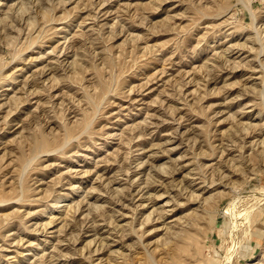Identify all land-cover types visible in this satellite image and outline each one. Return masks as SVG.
Returning <instances> with one entry per match:
<instances>
[{
    "label": "rangeland",
    "instance_id": "rangeland-1",
    "mask_svg": "<svg viewBox=\"0 0 264 264\" xmlns=\"http://www.w3.org/2000/svg\"><path fill=\"white\" fill-rule=\"evenodd\" d=\"M0 264H264V0H0Z\"/></svg>",
    "mask_w": 264,
    "mask_h": 264
},
{
    "label": "bare ground",
    "instance_id": "bare-ground-1",
    "mask_svg": "<svg viewBox=\"0 0 264 264\" xmlns=\"http://www.w3.org/2000/svg\"><path fill=\"white\" fill-rule=\"evenodd\" d=\"M24 5V4H23ZM26 7V6H25ZM44 16V15H43ZM43 19H44V17H43ZM35 22V21H34ZM33 25H34V23H33ZM39 28V27H38ZM29 29V28H28ZM37 31V30H36ZM41 32V31H40ZM29 37V36H28ZM31 37V36H30ZM29 37V38H30ZM38 38H40V37H38ZM262 38V37H261ZM38 40V39H37ZM34 44H36V43H34ZM30 46V45H29ZM68 48H70V47H68ZM260 49V48H259ZM262 51V50H261ZM4 79V78H3ZM6 79V78H5ZM16 80V79H15ZM3 81V80H2ZM4 82H6V81H4ZM35 94V93H34ZM33 95V94H32ZM16 96H14V98H15ZM12 101V100H11ZM15 101V100H14ZM17 101V100H16ZM11 114V113H10ZM93 121V120H92ZM76 124H77V122H76ZM79 124V123H78ZM91 124H89V126H90ZM83 126V125H82ZM90 128V127H89ZM83 129H86L87 130V128H84L83 127ZM84 131V130H83ZM247 131V130H246ZM84 132H86V131H84ZM248 134V133H247ZM73 140V139H72ZM69 141V140H68ZM71 142V141H70ZM66 144H68V143H66ZM46 145V141H45V139H42V140H40L39 142H37L36 143V145H35V148L37 149V152H39V151H41V150H43L44 149V146ZM64 145H65V143H64ZM65 147V146H64ZM63 148V147H62ZM56 151V150H55ZM42 153V152H41ZM39 157V156H38ZM36 158V157H35ZM33 160V159H32ZM25 164H28V162L26 163L25 162ZM25 168H23V170H24ZM22 170V171H23ZM26 170V169H25ZM194 197V196H193ZM17 201H18V199H17ZM20 201V200H19ZM4 203V202H3ZM60 202H58V203H54V204H59ZM55 205H53V207H54ZM59 206V205H58ZM57 208H59V207H57ZM104 238V237H103ZM106 239V238H105ZM92 243L93 242H91V245H92ZM101 245V244H100ZM100 247V246H99ZM102 248V247H101ZM97 249V248H96ZM99 251V250H98ZM95 252H96V250H95ZM21 256V255H20Z\"/></svg>",
    "mask_w": 264,
    "mask_h": 264
}]
</instances>
